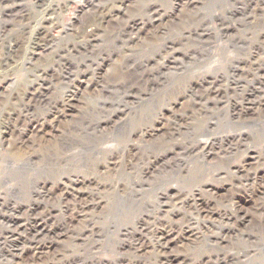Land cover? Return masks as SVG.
I'll return each instance as SVG.
<instances>
[{
    "label": "rangeland",
    "instance_id": "1",
    "mask_svg": "<svg viewBox=\"0 0 264 264\" xmlns=\"http://www.w3.org/2000/svg\"><path fill=\"white\" fill-rule=\"evenodd\" d=\"M84 1L49 0L58 8L51 21H44L36 0L0 6V33L11 37L0 40V62L8 48L22 44L0 68V155L9 154L11 123L25 108L26 92L39 84L37 77L54 74L33 109L45 115L96 71L113 88L95 98L80 87L93 96L87 103L96 113L85 114L80 138L64 145L69 153L85 154L61 174L68 185L91 180L104 204L94 219L72 223L55 189L61 175L31 166L38 170L30 167L4 181L7 164L0 165V199L6 198L0 200V264H34L38 243L53 244L54 264H164L153 233L162 225L192 232L175 249L176 259H185L180 264H264V0H208L202 19L185 41L177 39L174 53L152 49L125 58L115 36L104 30L94 47L79 41L80 53L59 59L67 44L96 29L74 25L73 8ZM101 10L98 19L106 14ZM143 20L144 36L161 24ZM27 23L36 28L22 42ZM52 39L58 53L31 61L35 42ZM158 122L163 131L137 135ZM110 161L117 167L100 174ZM200 208L209 214L200 215Z\"/></svg>",
    "mask_w": 264,
    "mask_h": 264
},
{
    "label": "bare ground",
    "instance_id": "2",
    "mask_svg": "<svg viewBox=\"0 0 264 264\" xmlns=\"http://www.w3.org/2000/svg\"><path fill=\"white\" fill-rule=\"evenodd\" d=\"M9 1L10 0H0V6H3L4 4L6 5V3ZM207 1L208 0H85L84 3H75L76 5L73 8L75 16L74 25L95 27L96 29L90 35L81 33L77 37L78 42L67 44L64 52L60 54L58 51L55 52L57 50L56 46L58 45H56L57 42L54 39L50 41L45 40L42 44L35 42L30 59L32 61L40 57H46L52 54L54 55V53H58L56 57L59 59H65L72 54L78 53L79 51L81 52L79 41L81 43L85 42L86 45L90 47L97 45L100 40L99 35L104 30L105 32H109L107 34L115 36L114 40L117 41L119 45L118 54L125 58H132L139 55L140 53L152 49H159V51L162 53L164 52L167 54L174 50L177 39L185 41V37L191 32L193 25L202 19L204 14L203 11L207 5ZM107 2H111L113 5L107 7ZM137 3H144V8L142 9ZM176 3L181 5V9L178 8L175 11L176 7L174 4ZM166 5L169 8H166ZM12 6L14 7V5ZM35 6L40 10L39 14L44 18V21H51L54 16L58 15V8L52 7L49 0H36ZM100 8H102L101 11L106 12V14H102L101 17L103 18L98 19L99 17H96V12ZM169 9L172 10L171 13H168ZM107 10L112 11L107 12ZM141 17H143V19L147 18L149 23L154 24L161 22V24L159 27L155 28L149 34L144 36L142 33L147 26H144V23L142 22L144 20ZM35 28L36 27L32 28L31 23H27L24 26L26 33L21 34L22 36L19 35L22 37H20L22 42L32 38L31 35L34 33ZM8 36L9 35H6V33H0V40L4 39L3 41H5L7 38V41L11 40V37ZM108 37L111 38L110 36ZM10 43L11 42H9V44ZM19 45H14V47L8 48V57L0 62V68H5L7 66V63L11 61L14 50L18 49ZM82 45L83 44H81V46ZM90 53H93V50H91ZM53 75L54 74L52 71H46L43 75L41 74L39 78L37 77V83L39 84H36V86H34L29 91L27 90L28 92H26L25 108L19 113L15 122L11 123V135L9 134L11 142L8 144L9 154L7 157H4L5 159L2 157V155H0V165L4 163L7 164L6 168L4 169L8 170V172L4 174V181H11V178L16 174L17 176H21L24 173L22 171H29L31 166H38L40 167V170H44L45 172L52 175H61L59 177V182L55 185V189L57 188V190L61 193L60 200L65 203V207L69 211L70 215L68 216H70V221L76 224H81L83 222L86 223L89 221L88 219L92 220L96 212L103 206L104 203L102 202V197L100 198L101 194L99 189L94 188V186L93 188L89 186L92 185L91 180L87 181L86 183L84 181L80 183L73 182L71 185L65 184L66 182H64V179L62 180L61 172L63 169H66L69 166V162L85 154L83 151H80L79 153L75 152L74 154L69 153L64 145L73 142L75 138H80L83 129L80 128L81 125L79 126V124L80 122L84 121L82 118H84V115L89 111L94 115L96 113L95 109H90V105L87 102H89L90 99L92 100L93 96L96 98L97 95L109 93L110 89L113 88V82L112 80L102 82L100 75H97L96 71L91 75V77L85 75L83 80L79 82L78 87L76 86L77 89L71 92H64L61 99H59L58 102L56 101L54 104V113L36 115L34 114L33 110L34 106L39 101H42L38 93L42 91L47 79ZM80 87L85 88V90L91 89L93 96L88 97L89 95H83ZM75 102H77L76 106L74 105ZM63 122H65V125L62 127ZM97 122L98 125L101 123L99 121ZM157 124L159 125H156L155 129L151 131H148L149 129L141 128L137 132V135H140L141 137H152L154 136L153 133H159L163 131L164 126L162 123L158 122ZM48 130H50V133L47 135ZM74 136L76 137L74 138ZM209 142L206 140L204 143H202L205 149L204 151H206ZM79 145H81V143ZM101 150L106 151L105 149ZM43 151L45 152L42 153ZM86 151H90V149H87ZM104 165L106 170L100 174H108L110 168L117 167V163H113L112 161L106 162ZM129 165L131 166L132 163ZM34 168H32V170ZM1 177H3V174L0 175V178ZM63 182L64 184H62ZM43 185H46L47 187L48 184L45 182ZM80 185L82 186L81 188L79 187ZM11 191L8 190V192ZM2 198L0 200H6V198ZM241 202L244 201L240 200L238 203ZM199 213L200 215L202 214L206 216L209 214L207 210L201 208L199 209ZM186 229L188 228L184 226L174 229L173 227L167 228L162 225L160 229H157L156 232H153L155 233L156 237V241L155 238L153 239L155 241V251L163 259L162 262L164 264H180L182 261H185V259H176L178 256H174V253L178 246H183L184 243L191 238L192 232ZM44 244V246L41 247V243H38L32 249V263H55L57 256L50 258L51 254H53L52 251H54L52 246L53 244L47 243L48 246L46 243ZM169 254H172V256Z\"/></svg>",
    "mask_w": 264,
    "mask_h": 264
}]
</instances>
